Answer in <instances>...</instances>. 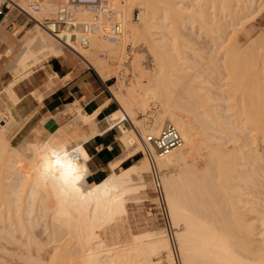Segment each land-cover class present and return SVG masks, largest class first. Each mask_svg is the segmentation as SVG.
I'll list each match as a JSON object with an SVG mask.
<instances>
[{
  "label": "bare ground",
  "instance_id": "obj_1",
  "mask_svg": "<svg viewBox=\"0 0 264 264\" xmlns=\"http://www.w3.org/2000/svg\"><path fill=\"white\" fill-rule=\"evenodd\" d=\"M106 1L108 5L116 12V15L121 23V35L116 43L110 44L105 39H103L100 33H96L89 37V47L81 48L78 45H76V38L74 36H73L74 38L71 36L72 29H67L66 32H62L56 37L52 35L49 31L44 29L43 27H40L42 30L40 36L34 33L32 34L31 37L30 36H28L27 38L24 37L25 39L22 41V45H23L22 50L18 54V56H16L15 59V63H14L15 71L16 72L25 71L35 64V60H37L38 58L36 56L34 49L35 43L37 44L35 48L41 50V52H44V54L46 53L47 55H60L63 52L62 45H64V42L62 40H65V42L68 43V45L65 46L72 48V50L75 53L79 54L82 57H85V59L87 58V61L90 64V66L100 76L108 78L107 72L108 70L112 71L110 70L112 68L118 70L119 73H123L126 71H128V73L129 71L132 72V76H128L131 78L130 80L126 81V79H122L120 83L116 84L118 85L117 87L121 90V94L118 93L113 94L114 95L113 98L118 103L120 108L118 113L125 115L124 113L125 111H123L124 109L130 114V117L135 118V116L137 115L136 111L144 112L149 107L150 102L154 101L159 104L160 111L158 112L159 114L156 115L155 120H153L152 125H149L152 128L149 129V131L144 130L146 131V134L153 133L157 135L159 128L162 124V121L166 119V121L171 122L176 127V129L178 128V130L179 127H177V124L180 122H182V124L180 123L181 125L180 124L178 125L180 126V128L186 125H187L186 127L189 126L190 132L192 133V135L190 134L191 137L197 139V141L193 142L194 139H190V142L193 144H191L189 140L187 141L188 142L187 143L186 142L187 139L183 140L187 136L186 135L185 138L183 137L186 132H183L184 135L181 132V134L183 135L181 136L180 132L178 131L181 136V139L183 137L182 144L177 148L173 149L172 151L168 152L167 154L160 155L154 151L151 145L149 147L147 144H145L142 141L145 132L143 134L141 130L138 129L137 136L141 141V143L144 144L143 146L146 149L145 154L147 155L141 158L139 161H137L138 163L139 162L141 163L138 164L136 162L137 166H135L136 165L135 164L121 168V166L119 167V164L121 163L122 159L121 158L117 159L116 161L111 163V167L114 169L113 173L109 175L105 180L101 181L100 183L90 186L86 184L87 182H85L84 179L79 184L73 186L72 188L65 189L56 181L55 177H49L42 174L41 164L43 161V157L48 154L49 149L66 150L73 154V159L77 160L80 166L83 169H86V173H88L87 172L88 169L86 168L84 162L87 155L82 150L80 146V141L78 143V146L74 145L73 147H71L73 149H71L67 145L65 140H60V139H49L42 142L41 144H38L37 146H34L30 143L29 144L22 143L19 147H14L13 145L10 144L8 138V133H9V129H8L9 126L7 127L8 123H5L3 119H0L1 122L0 123V144H1L0 161L5 159L6 157H9L10 159L14 157L15 160L11 161L12 163L11 167L14 168L18 172V174L20 175L24 173L28 174L30 175L31 178L37 180L39 184H44L51 190V196L53 197V206L52 205L51 206L53 208L51 209V213L49 215L48 221L51 224L55 225L57 228L65 231L67 237H69L68 241L69 239L74 241L73 243L74 245H76L77 247L76 251L78 252V255L76 256V258L78 257V259L76 260V263L78 264L79 263L80 264H175V259L173 257L174 255L172 254L173 253L172 247L165 233L164 228L147 230L140 234H134L132 235L133 237L131 236L130 238H127L128 236L127 235L125 239L122 238L123 236H119L118 234H115L114 237L111 238L107 237L109 236L107 235L108 230L114 227L117 223V220L126 214L127 210H126L125 201L127 200V196L129 195V193L132 190L144 185L143 183L141 184L139 182L140 180H143L144 178L143 174H146V172H148L150 169V163L148 160V151L151 156H156V159L154 158L155 163L168 161L174 163V165H176L178 169L181 166H183L182 170L185 173L184 174L185 177L187 176V178H189L188 176H191L192 179L193 178L196 179L194 180L193 185L191 183L192 185L191 188L188 186L190 188L189 190L191 192V195L190 194L187 195L188 193L187 194L184 193L183 185L174 187V182L177 183V181H180L176 179V177L179 175V172L170 179L168 178L164 179L165 187H163V189L165 192V197H166L169 213L171 216L172 224L178 225L179 221L183 220V227L179 228L178 231H176L175 228V233L177 232V234H175L177 250L179 251V254L181 256L180 259L182 260V264H264L260 260L262 259L261 257H263L261 255H264L262 254L264 249L260 251V249H262L261 245H263L264 240L263 243L260 241L262 244H257L254 242V241L258 242V240H255L254 239L255 237H253L254 235L253 230L255 229L254 222L246 223L248 222L246 220L249 219L245 220L244 218L245 216L247 217L246 212L249 209L244 208V210H246L245 212L242 209L245 206L242 207L238 205L239 202L236 201L239 200L236 199V197H238V195L240 194L237 192H241V191H238L236 189L238 184L237 182L235 183L234 181L235 180L237 181L236 178L240 176V173L242 172L241 169H239V167L240 168L244 167L242 166L243 164H241V162L239 161V157L241 155L242 149L240 150V152H238V154L236 153V151H239L237 149H239L244 144L241 145L239 143L240 146H238L233 143L234 145L231 148L230 151L231 153L230 152L228 153L221 148L222 145L218 146L216 144L217 141L214 142L215 143L214 144L208 138L213 132L212 131L211 134H209L208 132V130L213 129V126L209 125V123H214V124L217 123L215 121L216 118L217 119L220 118L221 123H223L219 129L221 130V132L220 131L219 132L223 133L222 131L224 130L223 134L230 133L231 142L234 141L235 143H237V140H239L240 137L239 135L240 132H237L235 130H237L238 128V131H240L242 130L241 128L243 127H244L243 130L245 128L247 130L250 129L252 132H255V134L264 137V81H261L262 76L260 77V75L262 74L264 79V74L259 73L258 71V73L254 75V79L256 80L253 82H248L247 80L245 81L246 78L244 79V77H246V75L245 76L244 75L241 76L240 74L238 75L236 72L237 66H239L240 64V66H243L244 68V67H248V65H245L247 63L246 62L243 63L244 61L240 60L241 57H238V55L240 56V54L239 51L237 50L238 49L237 42L233 43L231 44L230 48L224 52L226 59L223 58V60H226L225 63L226 62L228 63V66L225 63L224 65L230 71V73L224 71L223 74L229 73L230 76L234 78L235 81H237L236 79H238L239 84L235 81L228 82V80L227 82L222 83L220 88L221 87L223 88L226 87V88H224L223 91L220 90L221 91L220 94L223 93L224 95V96L221 95L220 97H222V99L225 101L229 99L230 101L232 100L230 102L231 104H229L230 106L233 105L232 103H234V105L231 106V108L227 106L229 108L227 110L233 111L232 107L234 108V106H235L234 108L235 110L242 108L241 110L238 111V114L236 111V113L233 115L235 119L233 117L232 119H230L232 115L227 114L226 109L224 107L223 110L221 109L223 112L222 111L219 112L216 111L217 109L213 107V105L207 104L208 102H205V105H203L202 99L201 102L200 101L198 102V99L196 100L194 98V101L196 100V103L193 102L194 106L192 105V107L190 108L189 107L186 108L188 106L186 102H185L187 105L186 107L185 104L184 107H182L183 105L182 103H179L181 104V107L178 106L179 104L172 105L171 104L172 102L168 95L169 93L168 94L166 93V90L162 85V83H157L156 81H153L152 79L146 77L145 74L146 68L145 67L143 68L142 66V55L135 52L136 48L144 45L146 49L150 50V51L148 50L149 52L155 51L156 41H158L156 36H159L158 35L159 31H157L159 27L154 26L155 25V24L153 25L154 22L151 23L150 21L151 16L152 17L155 16V18H158L157 16L161 14L160 15L161 18L167 20L169 19L168 21H170L171 24V25L169 24L170 25L169 27L170 28L172 27L173 33H175V35H178V37L180 36L182 37V35H184L182 29L186 30V28H189L186 26H190L188 31H192L195 27L196 28L198 27L200 29L199 30L200 32L207 31L208 28L206 29L204 27L205 28L204 29L202 24V22L209 23L207 21L208 19L205 20V14L207 13H205L203 8H201L202 6H198L199 8H196V5L194 3L195 0H142L140 4H142L141 7L143 6V8L139 10L137 15V21L134 23L133 20H131V10H130L133 0H120V1L106 0ZM209 2L213 7H216L215 10L220 9V7L222 8V5H225L226 7L224 6L223 7L224 9L227 8L226 11L225 10L224 11L219 10V11L226 12L224 16L226 15L227 17H231L234 19L235 16L240 15L239 11H243L245 7L256 6L257 13L258 12L260 13V11L264 9V0H209ZM245 10L247 9L245 8ZM118 12L121 15L120 17L118 15ZM157 12L159 13L157 14ZM213 15L214 12L212 14L213 18L210 17L211 19L209 20L210 23L212 24V28H214L215 26L216 31H218V33H222V31L224 33V29H226L228 23L225 24L226 22L224 21L225 23L221 24L220 19L217 18V15L216 14L215 16ZM79 16L80 18L86 21L91 19V15L89 14L80 13ZM230 21L232 22L233 19H231ZM224 24L226 25V27L224 26ZM228 26H230V24H228ZM153 36H155V38ZM219 37L220 36H218V38ZM127 45L131 46L130 52H128L129 50L126 51ZM93 47H97L99 49L96 50ZM88 50L94 53L97 51L99 52L102 51V53H98V56L95 54L94 56L92 54L90 56V53L88 55ZM103 52H105L106 55H108L111 59H109L107 56L106 57L108 58V60L107 58L104 59L103 57H105V54ZM224 53L222 54L224 55ZM99 54L102 55L104 54V55L103 57H100ZM95 56L103 58L104 60H101L100 58H97ZM257 60L259 61V59ZM198 61L199 60H197V62ZM217 61H215V63ZM239 61L242 62L239 63ZM254 63L257 64L255 60ZM114 65L117 67H113ZM218 65H220V63ZM238 69H242V68L238 67ZM128 73H124V74L126 75ZM220 82L218 81V83ZM113 85L114 84L109 86V88L112 89ZM199 87L193 88L192 91L194 89L199 90ZM195 92H192V94ZM194 95L197 96V94ZM203 99L206 100V96L203 97ZM172 100L174 101L175 99ZM237 103L238 105L241 104L240 108H238L239 106L238 107L236 106ZM199 108L202 109V113L207 117L206 119L207 121H204L202 118H200L201 112L200 113L196 112ZM210 109L212 110L214 109L215 113L217 114H215V116H212V114L209 113ZM181 110H183L184 112L182 111L181 113ZM241 112H242V116H240ZM118 113L108 118V121L110 122L111 126H113L116 119L119 118ZM185 113H191L192 115L191 118H193V120L189 119L188 118L189 115L188 114L186 115ZM7 114L9 115L10 118L9 120H11L10 114L9 113ZM78 118L82 120L84 123H88L91 120V117L86 115L79 116ZM132 121L130 120L132 126L130 129L123 125L119 127L121 133L119 139L124 144H127L126 146H129L128 144L134 143L136 139L135 138L136 135L135 134L133 135L134 132L131 130L135 128ZM240 124L242 125V127L240 126ZM186 127H183L180 130L183 131V129L185 130ZM128 129L129 131H127ZM225 130L228 131L226 132ZM231 132L233 133V136H235V138L232 136ZM191 137L189 136L188 138ZM215 138H217L216 134H215ZM189 143L192 148L189 147L188 149L187 146H189L188 145ZM7 144L8 146L10 145V149H7L6 147ZM183 144L184 145L186 144L187 146L182 149L180 147L181 146L183 147ZM196 144H198V147ZM192 145L193 146L196 145V148L195 146L193 147ZM21 146L30 148L29 150H31L30 152L31 154L26 155L24 153V150H22ZM7 153H9V156H7ZM243 153H242V158L245 161V157L247 156L245 155V152ZM187 156H189L190 158L195 156L196 159L199 156V158H201L200 166L199 167L196 166V164H193V162L190 163L191 166L190 165L188 166L184 160L187 158ZM258 159H260V157H258ZM251 160L252 158L250 159V161ZM246 163H244V165H246ZM192 164L195 166H193ZM258 164H260V161ZM254 165H252V167H255ZM6 174H7L6 176L9 175L13 176V173L11 172ZM183 177L184 176L182 175L181 180L183 179L184 181L185 177L184 178ZM13 178H14L13 180L17 179V177L15 178V176ZM178 178L180 177L178 176ZM254 178L256 177L254 176ZM6 179L12 180L11 177H6ZM247 180L249 181V178ZM4 181L0 183V193L4 194L6 192L7 196L10 195L9 196L10 198L11 196L13 197V199L17 198V196L19 195L17 194V192L19 191L18 190L19 184L13 181L15 184L18 185L15 186L9 184L10 182L6 184L4 183ZM185 181L187 182L188 180ZM161 182H162V178H161ZM253 182L256 181L254 180ZM185 185L187 184L185 183ZM189 190L187 189V191ZM26 193H28V191ZM187 196L192 200V201L190 200L192 204L191 206H193L194 208L197 207L196 208L197 212L195 211L194 214H197L199 212L198 211L199 209L200 211L203 210V212L200 213V215H202V218H204L203 217L204 215L206 220L207 218L209 219V222L213 221L215 222V224L217 223V225L222 224V226L225 224V227L223 226V229L221 228L219 229L218 226H215L214 224H213L214 227H210L208 223H204L203 221H201L199 217H196L195 215L193 216L192 214L188 213L186 210V207L188 206L185 205L189 204L190 202L189 203L187 202V204H185L186 201L189 199ZM16 201H17L16 199L13 201V203L15 204H12L10 202L9 203L13 207L16 204L18 205ZM10 204L7 205L9 206ZM20 205L21 204H19V207ZM201 208L203 209L201 210ZM204 208L207 210L206 212L204 211ZM200 215L198 214L197 216ZM260 221L264 224V217H260ZM215 227H217L218 229ZM24 229L25 228L23 227L22 230ZM262 236L264 238V235ZM240 252L252 253L253 256H255L254 260L257 262L254 261V263L253 262L248 263L249 261L248 262L243 261L238 256V253ZM259 252L261 255L259 254ZM166 258L167 259L170 258V260L168 262L165 261L166 262L165 263L163 260Z\"/></svg>",
  "mask_w": 264,
  "mask_h": 264
},
{
  "label": "rangeland",
  "instance_id": "obj_2",
  "mask_svg": "<svg viewBox=\"0 0 264 264\" xmlns=\"http://www.w3.org/2000/svg\"><path fill=\"white\" fill-rule=\"evenodd\" d=\"M1 1L2 0H0V2ZM53 1H55V0H41L39 3V6L35 9V11H30V13L37 20H42L44 18L51 17L52 14H48L47 11H44V9H50L52 7L51 3ZM56 1L58 4L63 2V0H56ZM117 1H120V0H117ZM141 2H142V0L141 1L140 0H133V3L132 4L130 3L132 5L131 7L129 6L130 10H131V20H133L134 23L137 21V15H138L139 10L141 8H143V6L141 7V5H142V4H140ZM194 3L196 5V8H199L198 6H202L201 8H203L204 12L207 13V14H205V20L208 19L207 21L209 23H203L202 22L203 28L204 27L206 29L208 28L207 31H203V32L201 31L200 32L199 31L200 29L198 27L197 28L195 27L192 31H188L190 26H186V27H189V28H186L187 31L182 29V32L184 35H182V37L181 36L178 37V35H175V33H173L172 27L171 28L169 27L171 25L170 21H168L169 19L167 20V19L161 18V16H160L161 14L157 16L158 18H155V16H153V17L151 16V20H150L151 23L154 22L153 25L155 24L154 26L159 27V29L157 30V31H159V33H158L159 36H156V38L159 42L156 41L155 51L149 52L150 50L146 49V47H144V45H143V46L137 47L135 52L142 55V66H143V68L144 67L146 68V72H145L146 77L152 79L153 81H156L157 83H162V85L164 86V88L166 90V93L167 94L169 93L168 95H169V98L172 102L171 103L172 105H178L179 103H182L183 104L182 107H184V104H185V107L188 105L186 108H188V107L190 108V107H192V105L194 106V103H196L197 99H198V102L199 101L201 102V99H202L203 105H205V102H208L207 104L213 105V107H215L217 109L216 111L221 112L223 110V107H224L226 109V113L232 115L230 118V119H232V117L234 118L233 115L236 113V111L238 114V111L241 110L242 108L235 110L234 109L235 106H234V108L232 107L233 111L227 110V109L231 108V106H233L234 103H232L233 105L230 106L229 104H231L230 102L232 100L230 101V99H229V100L225 101L222 99V97H220L221 95L224 96L223 93L220 94V92L223 91L224 88H226V87L220 88L221 84L224 82H227V80H228V82L235 81L234 78H232L230 76V74H229L230 71L224 65V63L226 61V60H223V58L226 59L224 52L230 48L231 44L237 42V46H238L237 50L239 51V54H240V56L238 55V57H241L240 60L244 61L243 63L246 62L247 64H245V65H248V67L243 68V66H240V64H239V66H237L236 72L238 75L240 74L241 76L246 75V77H244V79L246 78L245 81L246 80L248 82L255 81L256 79H254V75H256V73H258V71H259V73L264 74V55H263L264 54V9L261 10L260 13L259 12L257 13L256 12V9H257L256 6L245 7L247 10H245V8H244L243 11H239L240 15H237L238 17L235 16V19H234L231 17H227L226 15H225L226 16L225 17L224 14L226 12H220L219 11V10H221V11L225 10L226 11L227 8L224 9V7H226L225 5H222V8L220 7V9H218V10L216 9L217 10L216 11L215 10L216 7H213L211 5V3L209 2V0H195ZM21 4L23 5L22 2H21ZM253 11H255V12H253ZM213 12H214L213 16H215V14H216L217 18L220 19L221 24L225 23V22H226L225 24H227V23L230 24V26H228V24H227V27L224 24V26L226 27V29H224V33H223V31H222V33H218V31H216L215 26H214L215 29L212 28V24L210 23L209 20L211 18H213L212 17ZM250 12H252V13H250ZM158 13L159 12H157V14ZM118 15H119V17L121 16L119 14V12H118ZM159 16H160V18H159ZM152 18H154V19H152ZM231 19H233L232 22L230 21ZM227 20H228V22H227ZM40 27L41 26L37 22L33 23L32 27L30 29H28V31L24 35L30 34L31 32H33V33L38 34L40 36V34L42 33V30ZM218 36H220V37L218 38ZM153 37L155 38V36H153ZM153 37H151V38H153ZM158 38H160V39H158ZM228 39H230V40H228ZM227 41H228V43H227ZM214 43L217 45H215ZM36 45L37 44L35 43L34 46L36 47ZM76 45H78V44L76 43ZM183 46H185L186 48ZM35 47H34L35 53H36V56L38 58H37V60H35L34 65L38 64L47 55L46 53L44 54V52H41V50H38ZM79 47H81V46H79ZM88 47H81V48H88ZM93 48H95L96 50L99 49L97 47H93ZM62 50L67 51V52H71L76 57H78V59L81 62L84 61L85 63L90 65L87 61V58L85 59V57H82L79 54L75 53L70 47L62 45ZM127 50H129L128 52H130V50H131L130 45H127L126 51ZM91 52L88 50V55L90 53V56H91V54L93 56H94V54L98 56V53H102V51H100V52L97 51L95 53L94 52L91 53ZM154 52H155V54H154ZM103 53L105 54V57H103L104 59H106L107 57L109 59H111L108 55H106L105 52H103ZM222 53H224V55ZM42 54H44V55H42ZM97 56H95V57H97ZM97 58H100V57H97ZM103 58H100V59L104 60ZM108 58H107V60H108ZM256 58L259 59V61ZM197 60H199V61L197 62ZM254 60L257 62V64L254 63ZM215 61H217L216 62L217 64L215 63ZM242 61H239V63ZM219 63H220V65H218ZM237 63H238V61H237ZM225 64L228 66L227 62ZM113 67H117V66L114 65ZM238 67H241L242 69H238ZM219 69L221 70V72ZM226 69H227V71H226ZM110 70H112V71L108 70V72H107L108 78L100 76L99 74H97V75L103 80H108L109 86L114 84L112 86L113 90L108 87L112 96H114L113 94H115V93L121 94V90L117 87L118 85H116V84L120 83V81L122 79H126V81L130 80L131 78L128 76H132V72L129 71V73H128V71H126L123 73H119V71L115 70V68H112ZM199 71H200V73H199ZM224 71L229 72V73L223 74ZM124 73H128V74L125 75ZM228 77L229 78L231 77L232 79L231 78L229 79ZM260 77H261V81H264L262 74L260 75ZM235 78H237V77H235ZM204 79H206V80H204ZM236 80L237 81H235V82L238 83V79H236ZM218 81L219 82L221 81V82L218 83ZM199 86H201V87H199ZM189 87H191V88H189ZM198 87H199V90L194 89L192 91L193 88H198ZM195 91H197V92H195ZM190 92H191V94H192V92H195V93H193L191 95ZM194 94H197V96H195ZM202 94H204L206 96V100H204L205 98L203 99V97H205V96ZM214 95L217 99L214 97ZM235 95H236V93H235ZM188 96H190L191 99ZM198 96H200L201 98ZM218 97H219V99H218ZM194 98L196 99L195 101H194ZM172 99H175V100L173 101ZM218 100H220V101H218ZM185 102L187 103V105ZM238 103H240V102H238ZM238 103L236 106L237 107L239 106L238 108H240L241 104L238 105ZM189 105H191V106H189ZM218 105H221V106H218ZM178 106L181 107V104H179ZM234 110H235V112H234ZM123 111H125L124 112L125 116H128V118L131 121L133 118L132 122H133L135 128L131 129V130L134 133L131 130L130 131L133 133V135L134 134L136 135L135 136L136 139H135L134 143L128 144L129 146H126L127 144H124L121 141L123 143L122 144L119 140V137L121 134L120 130L115 128L117 130V137H118L120 144L122 145V147H124L126 149V151L124 152V154L120 158L122 160L125 158H128L129 156H131L134 152H136L138 150H141L142 152L144 150L143 157L147 156L145 154L146 149L143 146L144 144L141 143V141L139 140V138L137 136L138 135L137 130L140 129L141 132L143 134L145 132V135H146V131H144V130L149 131V129L152 128L149 125H152L153 120H155V118H156V115L159 114L158 113L160 111L159 104L154 102V101L153 102L151 101L149 104V107L144 112L136 111L137 115L135 116V118L130 117V114L126 110L123 109ZM182 111L183 110H181V113H182ZM196 112H199V113L201 112L200 118H202L204 121H207L206 120L207 117L202 113L201 108H199ZM209 113L212 114V116H215V114H217V113H215L214 109L213 110L210 109ZM120 114L121 113H118L119 118L124 115V114L123 115L122 114L120 115ZM185 114L186 115L188 114L189 115L188 118L193 120V118H191L192 117L191 113H185ZM227 114H225V115H227ZM240 116H242V112H241ZM0 119H3L5 123H8L7 127L9 126L8 129H10V123L11 122L9 120L10 119L9 115L2 114L0 116ZM165 121H166V119H164L162 121L161 126L163 125V123ZM215 121L217 122L215 124L209 123V125L213 126L212 130L211 129L208 130L209 134H211V132L213 131L212 134L210 135V137H208L210 141H212L213 143L217 141L216 144L218 146L222 145L221 148L224 149L228 153L231 151V148L233 147L234 144L238 145V146H240V144L241 145L244 144L240 148L237 146L239 148L237 150H239V151H236V153L238 154V152H240L241 149H242V151L244 150L243 152H245V155L247 156V157H245V161L248 162L249 164L243 160V158H242L243 152L241 151V155L239 154L240 157L238 155L237 156L239 157V161L241 162V164H243L242 166H244V167H241V168L239 167V169H241L242 172L240 171L241 172L240 176H238L236 178L237 181L236 180L234 181L235 183L237 182V184H238V185L236 184L237 185L236 189L238 191H241V192H237V190H236L237 193H240L238 195V197H236V199H239V200H236V199H234V200L239 202L238 205H240L242 207L245 206L242 208L243 210H244V208L249 209L248 210L249 213H248V211L246 212V210H244L247 213V214L245 213L247 215V217L245 216L244 218H245V220L249 219V220H246V221H248L246 223L254 222L255 229L253 230L254 231L253 233L255 236L253 235V237H255L254 238L255 240H258V242L257 241H254V242L257 244H262L263 240H264V238L262 236V235H264V227H263L264 224L260 221V217H264L263 216L264 215V140H263L264 137L261 135L255 134V132H252L250 129L247 130L245 128L246 130L245 129L243 130L244 127L241 128L242 125L240 124V126H241L240 128L242 130L238 131V128H237V130H235L237 132H240L239 133V135H240L239 140L236 139L237 143H235L234 141L231 142V140H230L231 134L230 133L223 134L224 130L222 131L223 133H220L221 130H219V129L223 124V123H221V119L216 118ZM180 123L182 124V122H180ZM180 123L177 124V127H179V130H178V128H177V130L180 132V134H181V132L182 133L186 132L185 135L183 133L184 136L181 134V136H183L184 138L187 135L185 139H183V137H182V139L183 140L187 139L186 142L188 140L190 142V139H194V138L191 137L192 133L190 132L189 126L186 127L187 125L186 126L182 125L183 127H186L185 130L183 129V131H182L180 129H182L183 127L180 128V126H178ZM161 126H160V128H161ZM126 127L130 129L132 127L131 123H130V125H126ZM223 127H225V126H223ZM160 128H159V131H160ZM129 129L127 131H129ZM232 130H233V128H232ZM159 131H158V133H159ZM250 132H252V133H250ZM233 133H234V131H233ZM233 133H232V136H233ZM215 134H216L217 138H215ZM242 134H244V135H242ZM145 135H143V136H145ZM153 135H155V134H153ZM225 135L226 136L228 135L229 137L227 136V138H229V139H227ZM256 135L258 138L256 137ZM189 136L191 138H188ZM211 136L212 137L214 136V137L212 138ZM233 137L235 138V136H233ZM196 141H197V139H194L193 142H196ZM66 143L71 148L74 145L78 146L79 142L69 143L68 141H66ZM190 143L188 144L189 146H187L186 144L185 145L183 144V147L181 146L180 148L183 149L184 147L187 146L189 149V147H191ZM137 144H138V147H137ZM191 144H193V143H191ZM20 145L21 144H19L18 146H14V145L13 146L19 147ZM147 145L150 147V144H147ZM196 145L198 147V144H196ZM196 145H194L195 148H196ZM6 147H7V149H10V145L8 146V144H7ZM139 147H142V148H139ZM29 149L30 148H28V147L27 148L22 147V150H24V153L26 155L31 154L30 153L31 150H29ZM141 151L138 152L139 158L142 157ZM245 155H243V156H245ZM7 156H9V153H7ZM195 156H193L191 158L189 156H187V158H189V159L186 158L188 161L186 159H184L185 163L188 166L189 165L191 166L190 163L193 162V164H196V166L199 167L201 158H199V156H198L196 159ZM257 156L260 157V159H258ZM154 158L156 159V156H154ZM240 158L242 159V161ZM251 158H252V160L250 161ZM13 160H15L14 157H12L11 159L9 157H6L5 159L0 161V183L3 182L4 180H6V181H4V183H6V184H8L10 182L9 184L18 186L13 181H15L19 184V186H18L19 191L17 192V194H19L17 196L18 199L17 198L13 199L12 196L10 198L9 197L10 195L7 196L5 191H4L5 192L4 194L0 193V264H78V263H76V260L78 259V257L76 258V256L78 255V252L76 251L77 250L76 245H74V243H73L74 241L70 240V239L68 241L69 237H67L65 231L57 228L55 225L51 224L48 221L49 215L51 213V209L53 208L52 207L53 206V197L51 196V190L46 185L39 184L37 182V180L31 178L30 175H28V174H25V173L21 174V175L18 174V172L14 168L11 167L12 166L11 161H13ZM243 161H244V163H246V165H244ZM256 161L258 163L260 161V164H258ZM254 162H256V163H254ZM137 163L135 162L131 165L136 164L135 166H137ZM139 163H141V162H139ZM164 163H165V165H164ZM156 164L158 166V169L161 172L163 187H165L164 179H166V178L170 179V178L174 177V175L179 172L178 176L180 178H178V176H177L176 179H178L180 181H177V183L174 182V187L183 185L184 193H186V194L188 193L187 195H189V194L191 195V192L189 189L192 187V185L194 184V180H196V179H194V178L192 179L191 176H188L189 178H187V176L185 177V175H184L185 173L182 170L183 166H181L178 169V167L176 165H174V163H171L168 161H165V162L162 161L161 163H156ZM252 165H254L255 167H252ZM193 166H195V165H193ZM173 167L175 168V170ZM242 168L244 171L242 170ZM10 172L13 173V176H10V175L6 176L7 175L6 173H10ZM164 174H165V176H164ZM180 175L181 176L183 175L185 177V178L184 177L183 178L185 180H188L187 182L184 180L187 185H185L183 179L181 180ZM4 176L11 177L12 180L11 179L7 180L6 177H4ZM14 176H15V178L17 177V179L13 180ZM254 176L256 178H254ZM143 177H144L143 180H140L139 183H141V184L143 183L144 185L132 190L129 193V195L127 196V200L125 201L126 210H127L126 214L123 215L122 217H120L117 220L116 225L108 230V232H107L108 233L107 235H109V236H107L108 238L114 237L115 234H118L119 236H123L122 238L125 239L127 235H128L127 238H130L134 234H140V233L145 232L147 230H150L152 228L163 229V226L161 225V223H160V221L156 215L155 208H154L155 198H154V194L152 191L151 180L149 178V171L146 172V174H143ZM27 178H28V180H27ZM248 178H249V181L247 180ZM252 179H253V181L255 180L256 182H253ZM244 181L247 182L248 184L245 183ZM191 183H192V185H191ZM21 188H22V190H21ZM187 189L189 191H187ZM27 191H28V193H26ZM218 192H219V190H218ZM242 193H244V194H242ZM218 194H220V193H218ZM3 199L5 202L3 201ZM11 199L13 201L16 199L17 200L16 203H18V205L16 204V205H14L15 207L14 206L12 207V205L10 203H12V204H15V203H13V201ZM9 200H11V201H9ZM188 200L185 203V204H187V202L188 203L190 202L189 204L185 205V206H188V207H186V210L188 213L192 214L193 216L195 215L196 217H199L201 219V221H203L204 223H208V225L210 227H214V225L218 226L219 229L220 228L223 229V226L225 227V224L222 226V224L217 225V223L215 224V222H213V221H210L211 222L210 223L209 219L207 218V220H206L204 215H203L204 218H202V215H200V213L203 212V210H202L203 208H201L202 211H200V209L198 208L199 212L197 214H194L195 211L197 212V210H196L197 207L194 208L193 206H191L192 200L190 198ZM19 201H20V203H19ZM7 204H10V205L8 206ZM19 204H21L20 207H19ZM10 209H11V211H10ZM204 211L206 212L207 210L204 208ZM198 214L200 216H197ZM203 214H205V213H203ZM249 217H251V218H249ZM16 220H18V221H16ZM20 220L22 221V223ZM180 221H179L178 225L173 224L176 228V231H178L179 228L183 227V220H180ZM18 223L19 224L21 223L22 226H21V224L19 225ZM23 227L25 228L24 230H22ZM215 228H217V227H215ZM175 234H177V232ZM28 235H31V236H28ZM29 239H30V241H29ZM263 246H264V243H263V245H261L262 249H260V251H262L264 249ZM75 247H76V249H75ZM75 252H77V253H75ZM263 252H264V250H263ZM263 252H262V254H264ZM259 254H260V252H259ZM178 255H179V259H180L181 256L179 254V251H178ZM238 256L240 259H242L245 262L249 261L248 263H252V262L254 263V261H255L254 260L255 256H253L252 253L240 252V253H238ZM261 256H263V257H261L262 259H260V260L262 263H264V259H263L264 255H261ZM166 259H164L163 261L168 262L170 260V258L167 260ZM180 261L182 264L181 259H180ZM255 262H257V261H255ZM175 264H176V262H175Z\"/></svg>",
  "mask_w": 264,
  "mask_h": 264
},
{
  "label": "crops",
  "instance_id": "obj_3",
  "mask_svg": "<svg viewBox=\"0 0 264 264\" xmlns=\"http://www.w3.org/2000/svg\"><path fill=\"white\" fill-rule=\"evenodd\" d=\"M51 4L50 9H44L48 14L58 3L55 0ZM32 25L24 14L0 2V114L11 116L10 144L37 146L49 139L80 141L87 155L85 182L98 184L113 173L111 163L126 151L108 121L118 113L119 105L109 91L108 80L101 79L71 52L48 55L27 70L16 72V56L24 37L34 34L24 35ZM83 115L91 117L90 122L78 118ZM140 151L123 159L119 167L140 160Z\"/></svg>",
  "mask_w": 264,
  "mask_h": 264
},
{
  "label": "built area",
  "instance_id": "obj_4",
  "mask_svg": "<svg viewBox=\"0 0 264 264\" xmlns=\"http://www.w3.org/2000/svg\"><path fill=\"white\" fill-rule=\"evenodd\" d=\"M40 1L41 0H2L1 4L6 8L18 10L24 14L28 20L33 23L37 22L41 27L56 37L60 33L66 32L67 29H72L71 36L76 38V43L81 47H88L89 37L96 33H100L103 39L110 44L116 43L121 35V23L116 12L108 5L106 0H63V2L56 6L51 17L37 20L32 16L30 10H32V8H37ZM80 13L91 15V19L87 21L83 20L79 16ZM62 41L64 45H68L65 40ZM103 55L99 54L100 57H103ZM130 123L128 116L123 115L116 119L111 129L117 128L119 130L120 125L126 127V125H130ZM142 141L145 144H150L154 151L160 155L167 154L182 144V139L178 130L169 121L164 122L157 135L146 134L144 138H142ZM141 154L142 156L144 155L142 151ZM148 160L150 163L149 178L155 198V212L170 241L175 262L176 264H181L175 238V227L171 221L165 192L161 182V173L156 166L154 156H151L149 151Z\"/></svg>",
  "mask_w": 264,
  "mask_h": 264
},
{
  "label": "clouds",
  "instance_id": "obj_5",
  "mask_svg": "<svg viewBox=\"0 0 264 264\" xmlns=\"http://www.w3.org/2000/svg\"><path fill=\"white\" fill-rule=\"evenodd\" d=\"M42 174L55 177L65 189H70L86 178V169L73 159V154L63 149H49L41 164Z\"/></svg>",
  "mask_w": 264,
  "mask_h": 264
},
{
  "label": "trees",
  "instance_id": "obj_6",
  "mask_svg": "<svg viewBox=\"0 0 264 264\" xmlns=\"http://www.w3.org/2000/svg\"><path fill=\"white\" fill-rule=\"evenodd\" d=\"M128 167V166H127Z\"/></svg>",
  "mask_w": 264,
  "mask_h": 264
}]
</instances>
